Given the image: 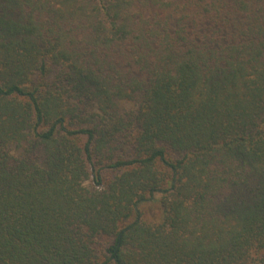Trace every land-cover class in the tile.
I'll use <instances>...</instances> for the list:
<instances>
[{
	"label": "trees",
	"instance_id": "16d2710c",
	"mask_svg": "<svg viewBox=\"0 0 264 264\" xmlns=\"http://www.w3.org/2000/svg\"><path fill=\"white\" fill-rule=\"evenodd\" d=\"M0 264H264V0H0Z\"/></svg>",
	"mask_w": 264,
	"mask_h": 264
},
{
	"label": "rangeland",
	"instance_id": "374dc122",
	"mask_svg": "<svg viewBox=\"0 0 264 264\" xmlns=\"http://www.w3.org/2000/svg\"><path fill=\"white\" fill-rule=\"evenodd\" d=\"M132 107V104H125V108L126 109H129V108H131Z\"/></svg>",
	"mask_w": 264,
	"mask_h": 264
}]
</instances>
